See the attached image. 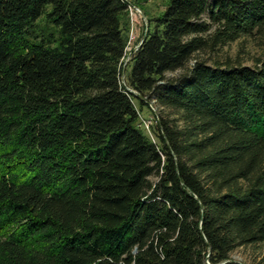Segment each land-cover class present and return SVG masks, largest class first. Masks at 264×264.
<instances>
[{"label":"trees","instance_id":"trees-1","mask_svg":"<svg viewBox=\"0 0 264 264\" xmlns=\"http://www.w3.org/2000/svg\"><path fill=\"white\" fill-rule=\"evenodd\" d=\"M131 5L0 0V264L264 246V47L252 66L201 58L264 40V0H168L121 83Z\"/></svg>","mask_w":264,"mask_h":264},{"label":"rangeland","instance_id":"rangeland-1","mask_svg":"<svg viewBox=\"0 0 264 264\" xmlns=\"http://www.w3.org/2000/svg\"><path fill=\"white\" fill-rule=\"evenodd\" d=\"M131 7L128 9V40L126 46L125 56L123 58L124 72H123V83L125 81L126 75L129 74L130 66L129 59L134 48L142 37L144 27L147 26V19L153 18L159 15L165 8L168 0H128ZM263 38L255 35L254 38L238 40L236 42L230 43L223 47H220L211 55L210 53L201 54V58L206 59L208 64H211L214 60H224L229 58L236 62H239L245 66H252L254 60L262 54L263 51ZM121 79V77H120ZM122 83V81H121ZM154 110L155 108L152 107ZM169 118H174V114L170 111L166 112ZM153 116L150 112L143 109L140 112L141 124L148 127L149 121H152ZM264 251V246L255 247H244L236 249L229 257L236 258L244 264H253L254 260Z\"/></svg>","mask_w":264,"mask_h":264},{"label":"water","instance_id":"water-1","mask_svg":"<svg viewBox=\"0 0 264 264\" xmlns=\"http://www.w3.org/2000/svg\"><path fill=\"white\" fill-rule=\"evenodd\" d=\"M147 27V26H146ZM139 46H136L135 48H134V50H136L137 48H138ZM133 50V51H134ZM124 65H125V63L123 64V66H122V70H121V81H122V83H123V72H124ZM137 98H139V99H141V100H146V98L145 97H141L139 94H137L136 92H132ZM152 110L154 111V109L152 108ZM236 258L234 257V258H231V257H229L227 260H224L223 262H221L220 264H224V263H226V262H237V263H239V264H244V263H241L238 259L237 260H235Z\"/></svg>","mask_w":264,"mask_h":264}]
</instances>
